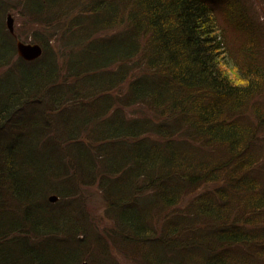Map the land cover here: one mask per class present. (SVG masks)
Masks as SVG:
<instances>
[{"label": "trees", "instance_id": "16d2710c", "mask_svg": "<svg viewBox=\"0 0 264 264\" xmlns=\"http://www.w3.org/2000/svg\"><path fill=\"white\" fill-rule=\"evenodd\" d=\"M236 1L0 2V133L43 107L0 135V264L90 261L81 182L146 264L264 263V27ZM5 2L49 27L38 60L17 57ZM219 6L236 7L245 52L215 32Z\"/></svg>", "mask_w": 264, "mask_h": 264}, {"label": "rangeland", "instance_id": "374dc122", "mask_svg": "<svg viewBox=\"0 0 264 264\" xmlns=\"http://www.w3.org/2000/svg\"><path fill=\"white\" fill-rule=\"evenodd\" d=\"M5 1V0H0ZM11 2V1H10ZM237 4H239L241 7H243L246 11H251L252 15L255 17V22L257 25H262L264 27V3L263 0H238L236 1ZM8 12H6L3 15L4 24L6 29L7 28V16L8 14H12L14 18V25H15V35L13 36V42L11 43L10 38H6L7 42L11 44H15L16 46V40L19 39L25 43H35L34 42V35L39 37H46L50 35L49 27L46 26V28H40L33 24H27L29 22L28 18H24V12L20 13V9L16 7V3H8ZM236 7H228L227 9L219 6L216 11V15L214 17L215 19V32L217 34H221L223 38H226L225 40L231 45L235 46V48H239V51H244L246 49L245 42L248 40V36L241 33L242 30L235 28L234 25L238 24V19L235 17L229 18V16H236V13H233V9ZM10 10V11H9ZM22 14V15H21ZM24 14V15H23ZM2 21V19H1ZM241 24V23H239ZM39 31V32H37ZM42 31V32H41ZM264 33V29H263ZM45 35V36H44ZM55 48L58 50V44L54 42ZM56 50V51H57ZM58 52V51H57ZM59 54V52H58ZM64 60V59H63ZM34 62V61H32ZM62 63V60H61ZM7 68H4L0 71V75L5 72ZM43 108V107H42ZM41 107H33L26 106L25 109L22 108L18 111L16 110L13 112L10 116V118L7 120V124H5V131L0 133L2 135V139L10 138L12 135H15L18 133L17 131L20 129L21 122L28 117V115L33 112L34 110H41ZM51 108H54V106H51ZM50 108V109H51ZM141 109L137 108H131L128 110V113L130 115H138L137 112H139ZM48 114V112H46ZM45 113V114H46ZM13 115V116H12ZM12 118V119H11ZM44 123L42 121L41 126L46 127L48 126V136L49 137H55V130L58 128L56 126L57 119H53L50 114L45 115ZM20 123V124H18ZM43 124V125H42ZM18 125V126H17ZM45 139H47V136L45 134H41ZM55 144L57 140H54ZM29 144H27V148H31V142L28 141ZM60 142L59 144H61ZM52 144V143H50ZM49 143L44 145L45 149H50L52 145ZM191 147L195 150L202 152V149L199 148L197 144H191ZM186 150V149H185ZM188 150V149H187ZM189 151V150H188ZM204 151V150H203ZM199 153V152H198ZM43 161H49V158H43ZM94 184V183H93ZM78 189L76 193L77 195V204L80 206L81 210V218L84 217L86 222L92 227L90 232L92 234V237L85 241L84 243V249H89L90 253L88 257L90 258V261L88 264H146L143 259H141V253L130 251L123 249L120 247L119 244L120 239L116 236L118 234V230L115 228V224L113 222L111 214L108 213V204L105 199V196L102 192V189L99 187V185L96 183L94 185L90 184H84V182H81L78 186ZM212 189L215 188V186H211ZM193 192L187 191L186 195L183 193V199L185 201V204L190 203V200L195 197ZM199 192H203V190H200ZM54 197H57V200L54 201L56 203L59 201V197L56 195H51ZM49 196V197H51ZM190 199V200H189ZM186 206V205H185ZM84 214V216H83ZM83 219V218H82ZM81 238V237H80ZM118 238V240H116ZM87 251V250H86ZM140 255V256H138ZM261 255V254H260ZM264 256V255H263ZM260 260H262V257ZM264 261V258H263ZM261 264H264L260 262Z\"/></svg>", "mask_w": 264, "mask_h": 264}, {"label": "water", "instance_id": "95a60500", "mask_svg": "<svg viewBox=\"0 0 264 264\" xmlns=\"http://www.w3.org/2000/svg\"><path fill=\"white\" fill-rule=\"evenodd\" d=\"M7 28L11 35L16 36L14 18L12 14H8L7 16ZM16 51L17 56L27 62L38 60L43 55V47L40 44L25 43L19 39L16 40ZM56 200L57 197H50L51 202H54ZM82 264H88V262H83Z\"/></svg>", "mask_w": 264, "mask_h": 264}]
</instances>
